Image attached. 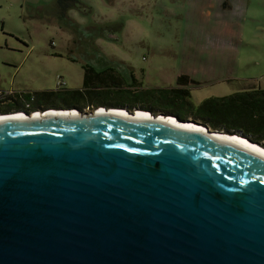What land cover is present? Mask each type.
I'll use <instances>...</instances> for the list:
<instances>
[{
    "label": "water",
    "instance_id": "obj_1",
    "mask_svg": "<svg viewBox=\"0 0 264 264\" xmlns=\"http://www.w3.org/2000/svg\"><path fill=\"white\" fill-rule=\"evenodd\" d=\"M103 108L0 113V264H264V149Z\"/></svg>",
    "mask_w": 264,
    "mask_h": 264
},
{
    "label": "rangeland",
    "instance_id": "obj_2",
    "mask_svg": "<svg viewBox=\"0 0 264 264\" xmlns=\"http://www.w3.org/2000/svg\"><path fill=\"white\" fill-rule=\"evenodd\" d=\"M77 1L62 15L56 0H0V91L26 98L55 89L59 77L66 90L80 88L81 64L96 54L100 66L131 68L142 87L175 86L188 75L199 82L188 86L195 105L264 88V0ZM112 85L96 83L87 93L125 103Z\"/></svg>",
    "mask_w": 264,
    "mask_h": 264
},
{
    "label": "trees",
    "instance_id": "obj_3",
    "mask_svg": "<svg viewBox=\"0 0 264 264\" xmlns=\"http://www.w3.org/2000/svg\"><path fill=\"white\" fill-rule=\"evenodd\" d=\"M56 3L62 15L69 6L79 5L77 0H56ZM83 69L84 85L89 83V78L94 77L100 78V81L97 79L96 83L98 84L112 82V87H118L117 92L122 93L121 97L129 105L138 106V108L151 113L157 110L163 114L173 115L179 120L191 117L212 129L238 133L264 146V88L253 86L226 95L211 96L195 105L190 100L188 86L190 84L197 85L199 82L186 74H180L176 78L175 86L150 88L142 87L136 78L132 85L122 77L120 79L115 77L118 76V73L110 66L101 71L91 70L85 66ZM110 77H115V81L110 80ZM128 79L133 81L132 78ZM96 83H93L92 86ZM72 90L76 91V89H68V91ZM50 92L51 90L35 92L34 98H45Z\"/></svg>",
    "mask_w": 264,
    "mask_h": 264
},
{
    "label": "flooded vegetation",
    "instance_id": "obj_4",
    "mask_svg": "<svg viewBox=\"0 0 264 264\" xmlns=\"http://www.w3.org/2000/svg\"><path fill=\"white\" fill-rule=\"evenodd\" d=\"M86 51L87 49H83V53H86ZM97 56L98 55L96 54L94 58H89L88 61L81 64L82 83H81L80 88H77L76 91H73V90L65 91L64 89H55V90H51V92L47 94L45 98H41V99L34 98L30 102H29L28 97L24 98L19 95L12 94L0 100V113H4V114L5 113H25V114L31 115L32 112L37 111V113H40L41 115H43L47 109H66V110H77L79 112H82L83 107L88 104L91 107L93 105L94 107L111 106V107L128 108L130 110L134 108H138V106H132V104L129 105L127 103L109 105L102 100H96L95 98L92 99L89 96V94L87 93L88 88L92 86L93 83L98 82V80L100 81V78H97V77L89 78L88 79L89 83H86L84 85L83 67L85 66L95 71L99 70V68L102 66H100L97 60ZM97 65L99 67H97ZM113 69L116 72L118 71L114 67ZM115 77L120 79L121 75L118 73V76H115ZM115 77H110V80L115 81L116 79ZM128 78H130V75H128Z\"/></svg>",
    "mask_w": 264,
    "mask_h": 264
},
{
    "label": "bare ground",
    "instance_id": "obj_5",
    "mask_svg": "<svg viewBox=\"0 0 264 264\" xmlns=\"http://www.w3.org/2000/svg\"><path fill=\"white\" fill-rule=\"evenodd\" d=\"M104 109L103 107H99V108H97V109ZM96 109V110H97ZM112 109H118V110H123V111H126V112H129L130 114H134L135 112H137V111H141V112H144V113H146V114H148V116H151V117H156V118H163V119H172L173 121H174V123H179V122H177V120L174 118V117H172V116H167V117H165L164 115H161V114H158V115H153V114H151L149 111H147V110H139V109H135L134 110V112H130V111H128L126 108H122V107H119V108H110L109 110H112ZM105 110V109H104ZM49 112H60V113H65V114H70V113H81V112H79V111H77V110H61V111H59V110H52V111H49ZM44 113H46V112H44ZM48 113V112H47ZM8 115H21V116H23L24 114L23 113H11V114H8ZM32 115H38V116H40L41 114L40 113H33ZM1 116H5V115H2V114H0V117ZM183 124H189V125H194V126H198V127H200V128H202L204 131H207V129L205 128V127H203L201 124H197V123H195V122H191V121H185V122H183ZM179 125H182V124H179ZM232 136H234V137H237V138H239V139H241V140H243V141H245L246 143H248V144H250V145H252V146H254V147H257V148H261V149H264V148H262V147H259V146H257L256 144H254V143H252V142H249L248 140H246V138L244 139V137H242V136H240V135H238V134H236V135H234V134H231L230 136H226V135H222V137H224V138H227V139H230V137H232Z\"/></svg>",
    "mask_w": 264,
    "mask_h": 264
},
{
    "label": "built area",
    "instance_id": "obj_6",
    "mask_svg": "<svg viewBox=\"0 0 264 264\" xmlns=\"http://www.w3.org/2000/svg\"><path fill=\"white\" fill-rule=\"evenodd\" d=\"M55 85H56L55 89H63V88H65V81L61 77H59V78H57ZM12 94H16V93L14 91H0V99H3L6 96H9ZM28 98H29V102H30L34 99V96H29ZM33 113H37V111H34L31 114H33Z\"/></svg>",
    "mask_w": 264,
    "mask_h": 264
},
{
    "label": "crops",
    "instance_id": "obj_7",
    "mask_svg": "<svg viewBox=\"0 0 264 264\" xmlns=\"http://www.w3.org/2000/svg\"><path fill=\"white\" fill-rule=\"evenodd\" d=\"M55 54H58V55H61L60 53H57V52H55ZM106 67H108V65H104V66H102V67H100L99 68V70L101 71L102 69H104V68H106ZM120 75H121V77H123V79L124 80H126V81H128L127 79H128V75H130V78H132L133 80L136 78L135 77V75H134V72H133V70L131 69V68H126V69H124L123 71H117ZM125 72V73H124ZM136 79H138V78H136ZM81 80H82V78H81ZM82 83V82H81ZM256 88V87H255ZM261 88V87H260ZM65 91H66V89L65 88H63ZM54 90V89H53ZM68 90V89H67ZM15 92V91H14ZM19 95V94H18ZM20 96H22V95H20Z\"/></svg>",
    "mask_w": 264,
    "mask_h": 264
},
{
    "label": "clouds",
    "instance_id": "obj_8",
    "mask_svg": "<svg viewBox=\"0 0 264 264\" xmlns=\"http://www.w3.org/2000/svg\"><path fill=\"white\" fill-rule=\"evenodd\" d=\"M55 90V89H54Z\"/></svg>",
    "mask_w": 264,
    "mask_h": 264
}]
</instances>
